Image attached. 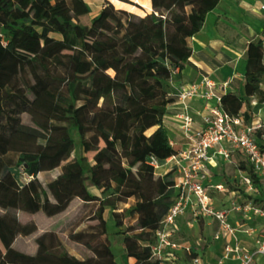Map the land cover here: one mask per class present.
<instances>
[{"label":"trees","instance_id":"obj_1","mask_svg":"<svg viewBox=\"0 0 264 264\" xmlns=\"http://www.w3.org/2000/svg\"><path fill=\"white\" fill-rule=\"evenodd\" d=\"M149 1L143 15L104 7L90 17L85 0H0V35L7 41L0 37V264H118L106 224L109 214L115 227L123 226L116 208L122 200L134 202V222L121 231L126 256L157 264L150 245L174 180L172 171L160 174L145 157L161 158L167 150L162 119L174 101L169 76L184 68L193 53L190 38L220 0ZM58 32L60 45L42 54ZM262 40L246 46L244 94L221 97L231 115L249 119L247 101L264 103ZM144 147L134 171L132 158ZM18 166L33 178L20 182ZM56 168L53 179L39 180ZM87 181L111 193L91 194ZM14 193L17 208L9 204ZM18 211L58 224L40 231L36 220L22 223ZM60 224L62 233L54 228ZM23 237H31L33 250L20 245Z\"/></svg>","mask_w":264,"mask_h":264},{"label":"built area","instance_id":"obj_2","mask_svg":"<svg viewBox=\"0 0 264 264\" xmlns=\"http://www.w3.org/2000/svg\"><path fill=\"white\" fill-rule=\"evenodd\" d=\"M260 9L264 11V5ZM0 37L6 44L5 38ZM261 44L264 52V39ZM170 85L174 101L162 119L168 135L167 150L161 158L154 154L145 157V162L160 174L172 171L174 180L169 208L152 238L151 260L157 264H177L181 254L190 256L192 264L202 263V253L177 238L184 228L182 219L188 217L214 227L213 239L224 242L223 259L234 254L239 264H258L257 258H264V235L256 234L252 250L227 243L226 239L237 233L251 236L253 228L247 222L264 217V208L247 204L243 211L245 221L235 223L231 212H240L239 206H219L212 193L228 191L224 181L213 180L218 167L225 164L239 167L243 161L250 168L240 173L241 184L254 191L257 181L264 191V120L231 115L223 108L221 97L226 93L228 82L218 83L204 74L194 81L174 78ZM173 104L178 106L170 109ZM170 110L172 114L168 113ZM170 124L175 126L178 141L170 134Z\"/></svg>","mask_w":264,"mask_h":264},{"label":"rangeland","instance_id":"obj_3","mask_svg":"<svg viewBox=\"0 0 264 264\" xmlns=\"http://www.w3.org/2000/svg\"><path fill=\"white\" fill-rule=\"evenodd\" d=\"M85 2L89 8L90 17L96 16L104 7H107L110 11L126 9L141 15L151 11L149 0H85ZM261 5H264V0H222L213 11L208 24L204 22L205 25L203 24L200 28L206 38V45L195 48L190 38L189 43L194 54L192 60L196 65H192L190 62L188 64L196 71L212 74V77L218 79L220 82H228L230 89L240 95V90L244 85L246 46L250 42L257 43L260 39H264V11L259 8ZM76 35H80L78 29L76 30ZM51 37L54 38V42L49 45H43L40 51L42 54H48L60 45V32L51 34ZM137 76L138 73L133 74L130 81H133ZM260 87L264 90V77H262ZM258 107L257 97H255L252 102L247 101V105L244 106L243 110H247L253 118L261 117L264 120V111L260 114ZM72 138L75 143V154L80 156L79 132L75 129L72 132ZM148 150V147H144L137 156L132 158L130 165L134 171L143 163L144 156ZM85 167H88V163H85ZM249 168L250 165L246 161L241 162L239 167L235 165L224 166L216 175V178L223 179L228 187V191L219 197H216L215 194L212 195L215 203L219 206L226 208L239 206L240 212H231L235 216H233V219L239 223L245 221L243 211L247 204L264 208V191L260 185H257V181H255L254 191L249 190L245 184H241L240 182V173L248 171ZM16 169L19 171L18 179L20 182L24 183L32 179L23 171V167L18 166ZM52 175L53 173L42 172L38 175V178L41 182L45 183ZM86 187L91 194H97L101 197H105L111 193V191L102 193L100 190L94 188L89 181L86 182ZM133 203V200L118 202L116 208L121 213L123 226L116 227L113 230L112 225H109L108 231L111 249L118 264H125V258L127 257L119 235L121 231L134 222L130 216ZM9 204L13 208L18 207L17 193H14L10 197ZM187 218L185 219V223L188 221ZM257 221L262 222L261 220ZM247 223L250 224L251 222ZM206 226V223L200 221L193 229L188 228L187 232L181 233L180 238L183 236L188 237L193 243L198 240H208L209 237H212L211 232L214 230V227L207 226L206 228ZM262 233H264L263 230L259 234ZM62 237L66 248L71 253L81 255L80 246L67 241L66 237ZM20 245L28 250H33L34 248L31 237H23L20 240ZM194 245L197 244L195 243ZM203 245V242H200L197 247H202ZM249 250H252V248Z\"/></svg>","mask_w":264,"mask_h":264},{"label":"crops","instance_id":"obj_4","mask_svg":"<svg viewBox=\"0 0 264 264\" xmlns=\"http://www.w3.org/2000/svg\"><path fill=\"white\" fill-rule=\"evenodd\" d=\"M222 0L219 1V4ZM260 8V7H259ZM215 9H213L211 12H209L207 14V16H212V13ZM204 34V33H203ZM194 54L192 53L191 57L188 59L187 63L185 64L184 68L181 71H177L175 73H172L169 77V83H171L172 80H174V78L176 79H181V80H185V81H194L196 79H198L201 75H204L206 73H201L199 71H196L194 68L191 67L190 64H188V62L192 63V65H196V63L192 60V56ZM212 77V74H206ZM215 81H217L218 83H223L220 82L218 79L212 77ZM243 87L240 90V95H243ZM231 91L229 84L227 85L226 88V92ZM262 105V106H260ZM258 109L260 110V114L262 111H264V103L260 104ZM178 105L173 104L170 106V109H173L174 107H177ZM195 107H198V104L194 103ZM243 111V110H242ZM169 114L173 113V110L168 111ZM252 118V117H250ZM259 119H262L261 117H258ZM169 130H170V134L171 136L178 141L179 140V135L175 129V126L170 124L169 126ZM78 156V155H77ZM79 157V156H78ZM229 164H225V165H221L218 167L217 172L219 173L220 170H222V168L225 166L227 167ZM60 172V168H56L54 170L51 171H45L44 173H53V175L51 176V179H53L57 174H59ZM217 173V174H218ZM213 177L214 182L219 183V182H223V179L221 180L220 178H216V175ZM48 181V180H47ZM46 181V182H47ZM215 194L216 197H219L220 195H223V193H212V195ZM97 195V194H94ZM233 214H231V220L233 222L236 223V220L233 219ZM18 217L19 220L22 223H26L32 220H36L40 223V231H42V228H49V227H53L55 225H57L58 220L57 218H45L41 215H37V214H31V213H27V212H23V211H18ZM235 217V216H234ZM185 219H182V224L184 226L183 231L181 233L187 232V229H193L194 226H197V223L188 219L187 223H185ZM257 220H261L262 222H258ZM42 223V224H41ZM207 226H212L210 223L205 222ZM239 223V222H238ZM241 223V222H240ZM112 225L113 230L116 228L115 227V223L113 222L111 216L108 214V220H107V233H108V237H109V225ZM252 228H253V234L250 236L244 234V233H237V235H235L234 237H227L226 242L230 243L232 245L234 244H238L241 248L243 249H247L249 250L250 248L254 249L255 246V238H256V234H259L260 231H264V217L262 218H257L256 220L252 221L249 224ZM189 226V227H188ZM191 226V227H190ZM206 226V228H207ZM59 233H62V225H58V227H54ZM210 228V227H209ZM188 229V230H189ZM214 231V230H213ZM213 231L211 232L212 237L208 238V240H203V241H195V243L198 245L200 242H203V246L202 247H197V245H194L195 243L191 242V239H189L188 237L183 236L182 238H180V234L178 235L177 238H179V241L183 244H189L192 246L193 249H197L202 253V263L201 264H239V260L236 257V255H232L229 258L223 259V252H222V248L224 245L223 241H215L213 239ZM261 235H264V233H262ZM119 237L121 238V242L123 239L122 234L119 235ZM110 239V237H109ZM213 239V240H212ZM81 248V247H80ZM79 248V249H80ZM82 249V248H81ZM80 249V250H81ZM264 258L259 256L257 258V263L261 264L263 263ZM135 260L131 257H126L125 258V264H134ZM220 262V263H219ZM177 264H192L190 261V256L188 255H181L177 260Z\"/></svg>","mask_w":264,"mask_h":264},{"label":"bare ground","instance_id":"obj_5","mask_svg":"<svg viewBox=\"0 0 264 264\" xmlns=\"http://www.w3.org/2000/svg\"><path fill=\"white\" fill-rule=\"evenodd\" d=\"M210 19H211V16L206 15L205 23L208 24ZM191 40H192L193 47H195V48H200V47H203L206 45V38H205L202 30H200L198 33L194 34L191 37Z\"/></svg>","mask_w":264,"mask_h":264}]
</instances>
